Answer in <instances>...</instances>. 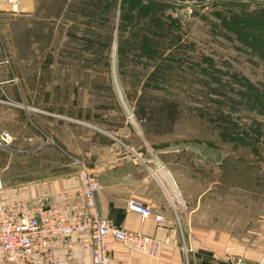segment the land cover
Listing matches in <instances>:
<instances>
[{
	"label": "rangeland",
	"instance_id": "obj_1",
	"mask_svg": "<svg viewBox=\"0 0 264 264\" xmlns=\"http://www.w3.org/2000/svg\"><path fill=\"white\" fill-rule=\"evenodd\" d=\"M58 4L40 0L25 16L12 6L0 12V51L27 88H40L25 93L24 101L56 102L64 116L88 115L91 128L118 135L139 152L145 148L133 132L145 133L152 154L147 160L164 149L216 152L220 167L205 158L175 169L174 175L187 179L184 195L205 197L197 206L201 216H188L189 225L231 234L238 243L259 242L264 236V38L258 35H264V0H101L98 7L96 0H67L55 17ZM140 96L177 104L169 133L166 127L156 131L161 127L155 121L142 127L135 118ZM60 136L70 137L65 128ZM85 136L79 129L75 145L89 147ZM93 139L96 157V145L108 141L96 133ZM55 144L46 139L44 156L1 153L0 190L59 174L75 173L77 179L79 166L89 170L91 156L60 152ZM167 198L175 201L168 193ZM172 218L185 234L183 216Z\"/></svg>",
	"mask_w": 264,
	"mask_h": 264
},
{
	"label": "crops",
	"instance_id": "obj_2",
	"mask_svg": "<svg viewBox=\"0 0 264 264\" xmlns=\"http://www.w3.org/2000/svg\"><path fill=\"white\" fill-rule=\"evenodd\" d=\"M38 2L40 3V0H19L15 10L21 15H29L35 12ZM9 6L0 5V12L5 9L13 10L9 9ZM5 55L0 51V60ZM18 77L11 71L10 61L8 66L0 65V131L5 130L12 136L11 147L5 151L10 158L18 154L41 156L45 151L47 138L54 139L58 143L54 146L60 152L64 150L75 155L91 156L88 168L103 186L96 196L101 218L109 221L114 227L129 232H141L159 242L158 257L151 259L125 248L114 240H109L111 264H202L205 259L204 252L211 255L209 256L211 264H228L227 260L232 257L242 258L243 264H257L264 256V236L253 244L238 243L231 234L225 235L214 229L189 225L188 216H201L198 212L200 207L197 206L203 203L205 197L184 195L182 184L187 179L174 175L175 169L179 163L196 166L203 163L205 158L210 159L209 163L212 166L220 167V162H216L215 159L216 152L181 148L164 149L154 152L153 159L147 160L145 156L152 154L143 139L145 133L141 132L144 134L142 135L139 131L133 132L145 148V151L139 152L140 147H132L123 142L118 135V137L113 136L91 128L87 124L89 120L78 119L72 115L64 116L61 104L49 101H24L25 93H37L40 88L36 86L27 88L21 82V77L20 79ZM56 107L59 110H56ZM63 128L68 136L71 138L73 136V141L70 137L68 141H65L66 139L62 141L60 135ZM79 129L86 132L85 141H89V147L85 149L75 145L79 140ZM94 133L108 141L105 145H96L99 150L96 157L93 154ZM126 137L128 134L124 135V139ZM1 153L4 151L0 150V155ZM8 164L6 163L5 167ZM151 165L153 168L149 169ZM77 188L75 173L59 174L51 178L42 177L23 184L19 189L9 187L0 190V202L6 204L24 199L50 201L58 192ZM167 193L173 196V200L175 198L173 203L168 201ZM179 195L182 198H179ZM131 200L141 202L154 216L160 217L163 223H156L153 217H142L128 212L126 205ZM190 205L194 207L189 209ZM172 216H183L182 222L187 227L186 239ZM71 262L91 264L89 255L78 251L72 255Z\"/></svg>",
	"mask_w": 264,
	"mask_h": 264
},
{
	"label": "built area",
	"instance_id": "obj_3",
	"mask_svg": "<svg viewBox=\"0 0 264 264\" xmlns=\"http://www.w3.org/2000/svg\"><path fill=\"white\" fill-rule=\"evenodd\" d=\"M18 2L0 0V5L15 7ZM1 64L8 66L9 60L4 57ZM129 119L133 120L132 116ZM12 141L7 131H0V150L7 151ZM76 174L78 188L58 192L50 201L0 203V264H72L71 257L77 251L88 254L91 264H111L109 240L141 256L158 257L157 240L114 227L101 218L96 196L102 184L86 167L79 166ZM126 210L163 223L137 200L129 201ZM227 263L243 264V260L232 257ZM257 264H264V256Z\"/></svg>",
	"mask_w": 264,
	"mask_h": 264
},
{
	"label": "trees",
	"instance_id": "obj_4",
	"mask_svg": "<svg viewBox=\"0 0 264 264\" xmlns=\"http://www.w3.org/2000/svg\"><path fill=\"white\" fill-rule=\"evenodd\" d=\"M98 1L99 5H96L97 7L100 6L101 0ZM67 0H59L58 8L55 10V17H59V15L63 12L62 10L66 6ZM259 38H264V35L260 34L258 35ZM257 36V37H258ZM147 39L145 38V42ZM117 53L122 56L124 53L122 51V46H119L117 49ZM157 74L164 76L163 72L157 71ZM152 81V80H151ZM136 107H135V118L142 124V127L146 126L148 123L156 122L157 125L161 128H157L156 131H159V129H164L166 127L167 132L169 133L171 131L172 125L174 121L176 120V117L178 115V106L174 102H170L167 100H156V99H147V97L140 96L135 101ZM78 119H81L82 117L80 114L77 116ZM84 120H90V117L86 115L84 117ZM205 259L203 260L202 264H211L209 256H211L209 253L204 252Z\"/></svg>",
	"mask_w": 264,
	"mask_h": 264
}]
</instances>
